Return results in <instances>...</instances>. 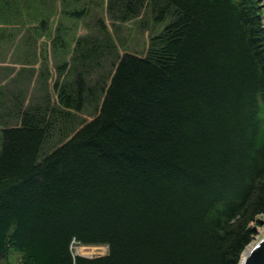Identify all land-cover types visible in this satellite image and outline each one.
<instances>
[{
	"label": "trees",
	"instance_id": "16d2710c",
	"mask_svg": "<svg viewBox=\"0 0 264 264\" xmlns=\"http://www.w3.org/2000/svg\"><path fill=\"white\" fill-rule=\"evenodd\" d=\"M261 4L107 0L113 21L148 6L164 24L146 53L100 21L56 66L54 104L43 62L0 128V264H239L264 215Z\"/></svg>",
	"mask_w": 264,
	"mask_h": 264
},
{
	"label": "rangeland",
	"instance_id": "374dc122",
	"mask_svg": "<svg viewBox=\"0 0 264 264\" xmlns=\"http://www.w3.org/2000/svg\"><path fill=\"white\" fill-rule=\"evenodd\" d=\"M261 2L264 13L263 0ZM74 11H82L84 15L79 17L73 14ZM100 21L105 22L118 43L121 55L125 52L146 53L151 35L159 33L164 26L154 22L148 6L137 17L119 22L109 16L107 0H0V128L20 123L15 114L17 103L23 101L25 108L36 102L43 62L49 69L47 91L52 104L57 102L56 66L70 60L79 37L100 34ZM58 32L66 45L57 46L54 51L52 41ZM90 114L80 115L90 120L93 118ZM252 227L255 232L249 246L264 231V215L257 216ZM73 251L76 255L91 257L107 254L109 247L75 242Z\"/></svg>",
	"mask_w": 264,
	"mask_h": 264
},
{
	"label": "water",
	"instance_id": "95a60500",
	"mask_svg": "<svg viewBox=\"0 0 264 264\" xmlns=\"http://www.w3.org/2000/svg\"><path fill=\"white\" fill-rule=\"evenodd\" d=\"M239 264H264V231L248 247Z\"/></svg>",
	"mask_w": 264,
	"mask_h": 264
},
{
	"label": "bare ground",
	"instance_id": "6f19581e",
	"mask_svg": "<svg viewBox=\"0 0 264 264\" xmlns=\"http://www.w3.org/2000/svg\"><path fill=\"white\" fill-rule=\"evenodd\" d=\"M83 247H81L80 249H82Z\"/></svg>",
	"mask_w": 264,
	"mask_h": 264
}]
</instances>
